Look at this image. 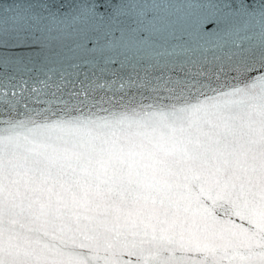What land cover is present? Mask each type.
Instances as JSON below:
<instances>
[{"label":"snow or ice","instance_id":"obj_1","mask_svg":"<svg viewBox=\"0 0 264 264\" xmlns=\"http://www.w3.org/2000/svg\"><path fill=\"white\" fill-rule=\"evenodd\" d=\"M0 264H264V0H0Z\"/></svg>","mask_w":264,"mask_h":264}]
</instances>
